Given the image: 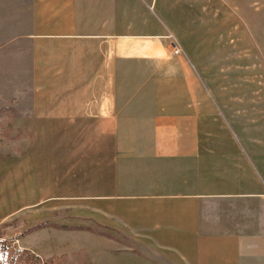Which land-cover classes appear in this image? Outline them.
<instances>
[{"label": "crops", "instance_id": "obj_1", "mask_svg": "<svg viewBox=\"0 0 264 264\" xmlns=\"http://www.w3.org/2000/svg\"><path fill=\"white\" fill-rule=\"evenodd\" d=\"M146 8L0 0V106L32 149L48 146L50 200L89 202L103 228L128 233L98 237L101 264H264V202L217 208L235 196L203 174L216 151L203 143L201 82L183 59L164 62L168 28Z\"/></svg>", "mask_w": 264, "mask_h": 264}, {"label": "rangeland", "instance_id": "obj_2", "mask_svg": "<svg viewBox=\"0 0 264 264\" xmlns=\"http://www.w3.org/2000/svg\"><path fill=\"white\" fill-rule=\"evenodd\" d=\"M140 1L169 29L161 37L164 62L178 59L168 49L171 33L185 52L179 58L201 82L203 143L216 151L203 174L216 180L210 192L235 196L217 208L258 209L264 202V0ZM177 81L175 73L170 85ZM16 115L0 106V264H101L98 237L119 243L128 233L103 228L82 211L89 202L50 200V177L39 176L50 164L49 148L32 149L35 138L24 135Z\"/></svg>", "mask_w": 264, "mask_h": 264}, {"label": "built area", "instance_id": "obj_3", "mask_svg": "<svg viewBox=\"0 0 264 264\" xmlns=\"http://www.w3.org/2000/svg\"><path fill=\"white\" fill-rule=\"evenodd\" d=\"M166 39H167V45L170 52V56L174 58H179L185 54L182 44L173 34L169 33L166 36Z\"/></svg>", "mask_w": 264, "mask_h": 264}]
</instances>
